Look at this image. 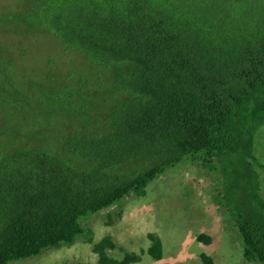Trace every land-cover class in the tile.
<instances>
[{"label": "trees", "instance_id": "trees-1", "mask_svg": "<svg viewBox=\"0 0 264 264\" xmlns=\"http://www.w3.org/2000/svg\"><path fill=\"white\" fill-rule=\"evenodd\" d=\"M18 1L0 3V33L18 37L4 41L13 62L0 58V264L91 233V215L113 218L201 150L222 165L215 199L245 207V255L264 264V199L243 179L260 161L264 0ZM36 55L26 88L15 71ZM109 236L93 244L102 264L141 258L114 256ZM148 252L160 258L161 239Z\"/></svg>", "mask_w": 264, "mask_h": 264}, {"label": "rangeland", "instance_id": "rangeland-1", "mask_svg": "<svg viewBox=\"0 0 264 264\" xmlns=\"http://www.w3.org/2000/svg\"><path fill=\"white\" fill-rule=\"evenodd\" d=\"M14 2L19 1L0 0L3 4ZM0 34L6 38L0 35V58L8 64L10 60L13 62L14 53L5 43L9 46L12 42L18 43V37L12 32ZM37 48L43 52L45 45L43 42L38 43ZM68 55V51H65L64 56ZM39 56L33 57L30 70L22 63L15 71L17 82L26 88L29 82H24L23 75H28V80L34 77L32 68H38ZM44 68L45 64L41 62L38 72ZM255 136L254 145L260 161L253 165L255 172L246 173L243 179L248 183L249 191L264 199V165L261 164L264 161V125L255 132ZM205 154L206 151L201 150L195 154L201 157L188 161L183 159L179 164L167 167L165 174L150 182L146 194H130L113 207V218L106 216V209L91 215L84 221L88 223L91 233L80 235L71 246L50 247L45 253L8 264H99L93 244L95 246L103 236L108 235L117 245L115 249L109 250L114 256L121 258L126 252H141V258L133 261V264H204L200 253L206 251L212 254L215 264H253L252 259L245 255L235 223V214L245 207L242 205L240 209L232 211L226 198L215 199L218 189L213 191V188L220 186L219 182L215 183V179L217 175L222 178V165H218L217 160L213 163L206 161L204 168L193 165L200 162ZM107 222L111 224L107 226ZM202 226L210 228L203 231L211 240L210 243H203L194 237V233ZM147 232L161 237L165 244L164 254L159 259L144 252L151 243L145 235Z\"/></svg>", "mask_w": 264, "mask_h": 264}, {"label": "clouds", "instance_id": "clouds-1", "mask_svg": "<svg viewBox=\"0 0 264 264\" xmlns=\"http://www.w3.org/2000/svg\"><path fill=\"white\" fill-rule=\"evenodd\" d=\"M204 162V163H203ZM193 165H197V166H199V167H201V168H204L205 166H206V161H205V159H202V160H200V162H197V163H195V164H193ZM104 210V209H103ZM235 215H237V214H235ZM236 223V222H235ZM108 224H111L110 222H107L106 223V225L108 226ZM237 225V224H236ZM238 226V225H237ZM199 233H204V232H197V233H194L195 234V236L194 237H196L197 236V234H199ZM206 234V233H205ZM237 234L238 235H240L241 236V240L240 241H242V243L241 244H243V246H244V251H245V247H246V245H245V243L243 242V239H242V234H241V232H240V230H239V227L237 228ZM146 236H147V238L149 239V241H151V243H149V244H153L154 243V240L157 238H155V237H153V235H151L149 232H147L146 234H145ZM207 235V234H206ZM237 235V236H238ZM153 237V238H151V237ZM208 236V235H207ZM79 237V236H78ZM78 237H76L75 238V240L71 243V244H74L76 241H77V239H78ZM155 238V239H154ZM197 238V237H196ZM211 242V241H210ZM209 242V243H210ZM203 243H206V242H204L203 241ZM71 244L70 243H61L59 246H61V245H69V246H71ZM51 247H56V246H51ZM48 248H50V247H47V248H45L44 250H40L39 252H37V253H35V254H32V255H30V256H28V257H25V258H22V259H26V258H29V257H32V256H36V255H40V254H42V253H45L46 252V250L48 249ZM92 248V247H91ZM143 249V248H142ZM128 253H130L131 254V252H128ZM96 254V253H95ZM126 254H127V252L124 254V256L123 257H125L126 256ZM96 255H98V254H96ZM132 255V254H131ZM210 256H212V254H209ZM249 258H251L252 259V261H253V264H260V260L258 259V257H256V256H252V255H250V256H248ZM15 260H20V259H15ZM11 261H14V260H11ZM11 261H9V262H11ZM8 262V263H9ZM97 262H99V264H102L100 261H99V255H98V258H97ZM8 263H6V264H8ZM15 264V263H14ZM16 264H19V263H16ZM129 264H133V261H131ZM215 264V263H214Z\"/></svg>", "mask_w": 264, "mask_h": 264}, {"label": "crops", "instance_id": "crops-1", "mask_svg": "<svg viewBox=\"0 0 264 264\" xmlns=\"http://www.w3.org/2000/svg\"><path fill=\"white\" fill-rule=\"evenodd\" d=\"M206 229H210L208 226H202V227H199L198 228V231L199 232H203L204 230H206ZM155 233V232H154ZM157 233H155V235H156ZM157 235H159V234H157ZM160 236V235H159ZM109 238L111 239L112 237H110L109 236ZM162 240V239H161ZM162 247H163V253H162V255L164 254V247H165V244L163 243V240H162ZM203 253H206V254H208L209 255V253L206 251V252H203ZM162 257V256H161ZM160 257V258H161ZM138 260V259H137ZM202 261H203V259H201Z\"/></svg>", "mask_w": 264, "mask_h": 264}, {"label": "bare ground", "instance_id": "bare-ground-1", "mask_svg": "<svg viewBox=\"0 0 264 264\" xmlns=\"http://www.w3.org/2000/svg\"><path fill=\"white\" fill-rule=\"evenodd\" d=\"M133 194H134V193H133ZM155 237L161 239V237H158V236H155ZM161 241H162V240H161ZM201 242H202V241H201ZM150 245H151V244H150ZM149 247H150V246H149ZM149 247H148V248H149ZM148 248H147L146 250H144V252H145V251L148 252ZM136 253L138 254L139 257H141V252H137V251H136ZM148 253H149V252H148ZM149 254H150V253H149ZM150 255H151V254H150ZM151 256H152L153 258H155V259H159V257L156 258V257H154L153 255H151ZM137 259H138V257H137L135 260H137ZM135 260H134V261H135Z\"/></svg>", "mask_w": 264, "mask_h": 264}]
</instances>
